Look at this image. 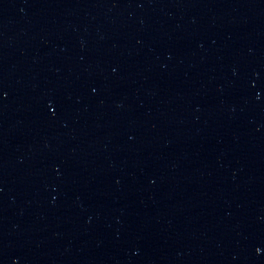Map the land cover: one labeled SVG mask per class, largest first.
Returning <instances> with one entry per match:
<instances>
[{"label": "water", "instance_id": "1", "mask_svg": "<svg viewBox=\"0 0 264 264\" xmlns=\"http://www.w3.org/2000/svg\"><path fill=\"white\" fill-rule=\"evenodd\" d=\"M0 264H264V0H0Z\"/></svg>", "mask_w": 264, "mask_h": 264}]
</instances>
